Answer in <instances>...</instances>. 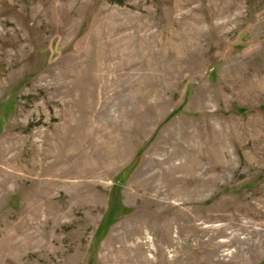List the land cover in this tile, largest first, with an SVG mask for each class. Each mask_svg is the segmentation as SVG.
I'll return each instance as SVG.
<instances>
[{
	"label": "rangeland",
	"instance_id": "1",
	"mask_svg": "<svg viewBox=\"0 0 264 264\" xmlns=\"http://www.w3.org/2000/svg\"><path fill=\"white\" fill-rule=\"evenodd\" d=\"M0 264H264V0H0Z\"/></svg>",
	"mask_w": 264,
	"mask_h": 264
}]
</instances>
